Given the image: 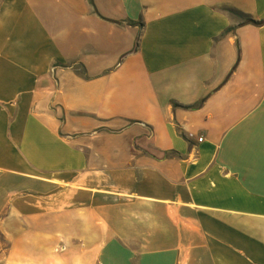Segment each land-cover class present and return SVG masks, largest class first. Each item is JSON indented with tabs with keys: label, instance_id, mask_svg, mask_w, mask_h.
I'll return each mask as SVG.
<instances>
[{
	"label": "crops",
	"instance_id": "1",
	"mask_svg": "<svg viewBox=\"0 0 264 264\" xmlns=\"http://www.w3.org/2000/svg\"><path fill=\"white\" fill-rule=\"evenodd\" d=\"M0 264H264V0H0Z\"/></svg>",
	"mask_w": 264,
	"mask_h": 264
},
{
	"label": "trees",
	"instance_id": "2",
	"mask_svg": "<svg viewBox=\"0 0 264 264\" xmlns=\"http://www.w3.org/2000/svg\"><path fill=\"white\" fill-rule=\"evenodd\" d=\"M229 12L231 14H235L237 15L238 17H241L243 19V21L245 22H250L251 21V18L249 17V15L243 13V12H240L238 10H235V9H229ZM202 105V101L199 102L198 104L194 105L193 107H198V106H201Z\"/></svg>",
	"mask_w": 264,
	"mask_h": 264
},
{
	"label": "water",
	"instance_id": "3",
	"mask_svg": "<svg viewBox=\"0 0 264 264\" xmlns=\"http://www.w3.org/2000/svg\"><path fill=\"white\" fill-rule=\"evenodd\" d=\"M252 23L254 24H260L261 22L255 21V20H251Z\"/></svg>",
	"mask_w": 264,
	"mask_h": 264
},
{
	"label": "built area",
	"instance_id": "4",
	"mask_svg": "<svg viewBox=\"0 0 264 264\" xmlns=\"http://www.w3.org/2000/svg\"><path fill=\"white\" fill-rule=\"evenodd\" d=\"M200 140H202V138H200Z\"/></svg>",
	"mask_w": 264,
	"mask_h": 264
},
{
	"label": "rangeland",
	"instance_id": "5",
	"mask_svg": "<svg viewBox=\"0 0 264 264\" xmlns=\"http://www.w3.org/2000/svg\"><path fill=\"white\" fill-rule=\"evenodd\" d=\"M241 18V17H240ZM242 19V18H241Z\"/></svg>",
	"mask_w": 264,
	"mask_h": 264
}]
</instances>
